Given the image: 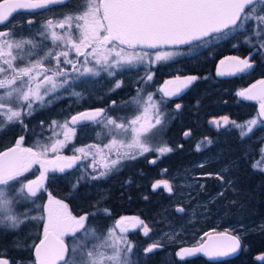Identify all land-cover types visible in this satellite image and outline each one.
<instances>
[{"label":"snow or ice","instance_id":"6c2138e0","mask_svg":"<svg viewBox=\"0 0 264 264\" xmlns=\"http://www.w3.org/2000/svg\"><path fill=\"white\" fill-rule=\"evenodd\" d=\"M71 7L76 10L60 11L57 18L46 19L35 34L30 33L27 37L23 35V25L19 30L14 25L0 31V134H6L16 126L27 130L26 117L50 106L59 98L57 94L61 89L67 91L73 80L85 75L99 77L104 72L115 77L117 69L126 70L133 65H143L145 61L151 64L171 60L187 51L194 59L208 46L215 47L221 41L238 36H243V43L250 49L249 54L243 58L226 56L221 59L216 72L218 76L249 72L254 67L255 55L264 60V0H80L77 6L72 5V0H4L0 4V25L11 23L12 16L19 10L53 12ZM32 24L33 20L28 19L29 32ZM47 41H51V46ZM164 46L174 47L177 51H147ZM181 46L187 48L182 49ZM70 53H75V56L70 57ZM197 79L199 77L195 75L176 76L178 86L162 88L160 100H155L152 93H148L145 99L138 92L131 103L139 114L132 118L113 116L111 108L87 109L63 122H51L52 137L62 135L63 139L49 137L46 142L38 141L34 146L24 147L25 137L21 135L14 146L0 152V227L15 230L25 222H36L34 226L42 227L39 243L31 245L35 256L31 264H137L132 257L139 245L129 239L133 229L152 239L143 248L145 254L177 242L176 237L168 233L150 237L152 229L138 216L120 217L100 232L88 223L92 213L73 215L64 200L55 199L50 193L47 203L38 204L37 201L46 191L44 182L49 172L65 173L82 158L92 157V163L85 168L92 167L94 172L97 167L103 169L91 177L98 180L119 171L126 160L156 153V158L148 161L155 164L160 157L175 151L166 141L154 143L166 123L162 106L166 104L165 98L176 96ZM151 80L152 75L146 73V81ZM172 83L166 81V84ZM121 86L122 82L117 80L109 91ZM72 95L81 97L77 92ZM237 96L258 102L259 110L255 117L238 123L223 116L209 123L217 128L228 126L229 131H237L238 140L243 145L256 128H264V80L240 90ZM115 104L112 101V105ZM181 107L178 103L175 105L177 111ZM91 125L100 128L95 137L100 143L83 147L72 145L69 150L79 155L60 154L61 150L69 147L78 127L87 134ZM190 135V132L184 133L185 137ZM104 140L107 143H103ZM205 142L212 143L205 137L204 141L196 144V150L200 151ZM49 153L54 155L50 158ZM113 153L114 158H111ZM252 153L249 145L243 155L247 157ZM237 163L230 162L214 173H201L195 178L197 183L204 177L215 178L219 182L221 190L210 198L213 202L223 200L229 191L233 196L238 193L237 180L231 175L232 171L238 170L233 168ZM36 165H39V176L26 180L25 174ZM198 166L203 167L204 164ZM250 167L264 173V145L256 150ZM126 183L131 184V180ZM78 186L79 180L70 185V196L78 191ZM151 187L153 191L162 187L170 197L174 193L173 184L167 179L156 180ZM186 187L192 189L193 185L189 182ZM199 189H204L203 183H199ZM183 194V189L177 193ZM22 203L29 206L19 212L18 206ZM228 204L236 206V200L229 199ZM103 211L106 215L111 214L108 209ZM187 212L188 209L181 204L176 205L175 213L184 214L177 216L178 220L183 221ZM258 227L264 232V224ZM244 235L245 232H237L236 229H226L214 235L205 232L206 241L180 248L175 255L185 260L202 253L218 261L241 250ZM24 246L14 244L16 248ZM257 259L264 262V256ZM0 264L22 262L12 261L6 251H0Z\"/></svg>","mask_w":264,"mask_h":264},{"label":"trees","instance_id":"16d2710c","mask_svg":"<svg viewBox=\"0 0 264 264\" xmlns=\"http://www.w3.org/2000/svg\"><path fill=\"white\" fill-rule=\"evenodd\" d=\"M79 3L80 0H72L73 6ZM69 10L75 11L76 8L55 9L53 12L18 11L5 28L15 25L19 30V26L23 25L25 28L23 35L27 37L30 33L35 34L46 19L50 17L55 19L60 11ZM30 18L34 20L29 32L27 20ZM3 30L5 29H0ZM243 39V36H238L221 41L218 46H208L194 59L190 51L184 52L181 56L159 63L153 70L152 87L158 86L159 90L163 82L176 76L199 77L181 94L165 98V106L174 109V115L163 130L161 140L166 141L175 151L160 157L155 164L148 162L155 159V153L125 161L119 171L98 180L91 178L95 175L94 171H91V177L81 180L79 172L84 168V161L65 173L49 172L46 191L38 200L39 203H46L50 193L53 198L64 200L69 210L77 216L92 213L88 223L100 232L112 226L115 217L127 215L143 219L152 229L150 237L163 236L164 233L176 237V243L145 254L143 248L147 247L152 239L144 237L139 230L136 235L131 234L129 239L139 245L134 249L135 255L132 257L137 264H264L257 259L264 256V232L258 227L264 224V173L253 171L250 167L256 150L264 145V128H256L251 138L242 145L238 140L237 131H229L228 126L217 128L209 123L212 120H220L223 116H228L230 121L242 123L255 117L259 110L257 101H248L237 96V92L264 78V60L259 55L254 56V67L245 74L234 76L216 74L217 65L224 57L248 56L250 49L243 43ZM234 44L238 46L233 47ZM167 50L169 49L159 51ZM122 72L119 71L115 77L103 76L99 81H86L83 85L86 88L83 95L85 98L79 102L67 101V99L55 100L50 106L37 110L32 116L25 118L27 130L16 126L6 134H0V152L14 146L15 140L21 135L25 137L23 142L25 147L32 144L34 137L45 140L50 134L49 125L52 121L65 120L86 109L111 108L110 114L118 117L128 113L126 111L128 107L121 106L132 94L134 80L141 73L133 69ZM117 80L122 82V86L110 92V87L114 86ZM112 101L116 104L112 105ZM177 103L182 106L179 111L175 109ZM41 121H44V124H41ZM96 132H99V127L95 125L90 126L87 134L78 127L74 141L76 147L96 142ZM185 132H190L191 135L185 137ZM205 137L212 143L205 142L201 150L197 151L196 144L204 141ZM249 145L253 153L245 157L243 154ZM65 154L77 153L66 149ZM233 161L238 162L233 165V168L238 170L231 172L237 180L238 193L233 196L229 191L223 200L213 202L210 198L221 190L219 182L211 177L201 178L199 183L204 184V189L200 190L195 178L200 177L201 173H214L221 166ZM200 164L204 166L199 167ZM38 174L39 171L34 168L25 174V178L34 179ZM164 179L173 184L174 193L171 197L162 187L152 190L151 185L156 180ZM78 180V191L70 196V185L76 184ZM129 180L131 184L126 183ZM189 182L193 185L192 189L186 187ZM182 189L184 194L177 195ZM229 199H235L236 206H230ZM177 204L188 209L183 221L177 219V216L184 215L175 213ZM22 206L25 211L29 205L23 203ZM104 209L110 210L111 214L106 215ZM35 224L36 222H25L15 230L0 227V251H6V255L12 261L31 264L35 259L31 242L37 243L42 236L40 233L42 227L34 226ZM240 225L244 227L241 228ZM226 229L245 232L242 238V250L237 256L220 261H209L200 254L186 257L185 260L175 255L180 248L196 245L205 232ZM32 233L35 235L33 236ZM15 243L25 246L16 248Z\"/></svg>","mask_w":264,"mask_h":264},{"label":"rangeland","instance_id":"374dc122","mask_svg":"<svg viewBox=\"0 0 264 264\" xmlns=\"http://www.w3.org/2000/svg\"><path fill=\"white\" fill-rule=\"evenodd\" d=\"M13 24H14V22H13ZM57 31H59V29H57ZM37 39H41L40 37H37ZM49 46H51V41H47L46 42ZM170 50V49H169ZM167 50V51H160V52H174L173 50ZM157 51H159V50H157ZM150 52V51H149ZM153 53H155V51L153 52ZM75 56V53H70V57H74ZM174 58V57H173ZM167 61H169V60H167ZM161 62H166V61H160V62H155V63H151V64H149L147 61H145V63L143 64V65H139V64H137V65H133V66H131V67H129V68H127V69H129V70H135V71H137L138 73H141L138 77H136V79L134 80V84H133V92H132V94L129 96V98L127 97V99L122 103L123 104V106H121L122 108H124V107H128V110H126L128 113H125L124 115L122 114L121 116H119V117H126V118H132L134 115H136V114H139V112L136 110V106L134 105V104H132L131 103V101L133 100V98L134 97H136L137 96V93L139 92L140 93V95L141 96H143L145 99H146V96H147V94L148 93H152L153 94V96H154V99L155 100H160L162 97H163V93H160L161 91V89L162 88H165L167 85H166V81L165 82H163L162 83V86L160 87V90H159V88H158V86H157V88L156 87H152V85H153V70L156 68V66L157 65H159V63H161ZM49 66H51V65H49ZM91 66V65H90ZM69 67V69H70V67L71 66H68ZM126 69V70H127ZM117 71V73L119 72V71H124L123 69H117L116 70ZM123 73V72H122ZM146 73H150L151 75H152V80L151 81H146ZM103 76H106V78L107 77H109V78H111L110 76H108L107 75V73H104V72H101V75L99 76V77H93V76H91V75H85V76H82V77H79V79H76V80H73L72 81V87H70V88H68V90L67 91H65V90H63V89H61L60 90V92L57 94L58 95V97L59 98H57L56 99V101L57 100H63V99H67V101H71V100H75V101H77V102H79L81 99H83V98H85V97H83V95H84V92L86 91V90H84V89H86V88H84V86L83 85H85V83H86V81H89V80H98L99 81V79H102L103 78ZM171 79H173V78H171ZM167 81H169V80H167ZM113 87V86H112ZM112 87H110V88H112ZM141 89H143V91H140ZM73 92H77V93H81V97H76V96H74V95H72V93ZM55 101V100H54ZM120 107V108H121ZM55 110H57V112L58 113H60V111L58 110V109H55ZM162 111L164 112V119H165V121H166V123H165V126H164V129L166 128V125H167V123L169 122V120H170V118H172V116L174 115V113H173V111H174V109H169V108H167L165 105H163L162 106ZM151 114V113H150ZM169 114H171V115H169ZM57 121H60V122H63L64 120H57ZM163 129V130H164ZM99 131H100V128H99ZM49 132H50V134L48 135V137L46 138V137H44V138H46L45 140H42L43 138H40V137H34L33 138V140H32V144L29 146V147H31V146H34V144L36 143V142H46L47 140H48V138L49 137H52V129L50 128L49 129ZM161 135H162V133H161ZM161 135L157 138V141H154V143H158V142H160V141H162L161 140ZM57 138H59V139H63V136L61 135V136H59V137H52V139L54 140V139H57ZM75 137H74V139L72 140V142L70 143V145H69V147L68 148H65V149H63V150H61V155H68V154H65V150L66 149H69L70 147H72V145H74L75 147H76V145H75ZM94 143H100V141H96V142H94ZM103 143H107V140H104L103 141ZM105 152H107V150H105ZM54 154H52V153H49V157L51 158L52 156H53ZM76 155H79V153H77ZM156 153H155V158H156ZM111 158H114V153L113 154H111ZM82 161H84V168H82L81 169V171L79 172V175L81 176V180H83V179H85V178H88V177H91V175H92V173H91V171H93V169H92V167H87V168H85V165H90L91 163H92V157L91 156H89L87 159H83L82 158ZM127 161V160H126ZM125 162V161H124ZM123 162V163H124ZM37 169L38 171H39V165H36V166H34L32 169ZM101 170H103L102 168H99V167H97V169H96V171L95 172H93V174H98V172L99 171H101ZM89 172V173H88ZM39 176V174L36 176V177H38ZM35 177V178H36ZM28 180H31V178L30 179H28ZM17 187H19V185H17ZM40 201H37V203L38 204H40L39 203ZM46 203H47V201H46ZM23 204V203H22ZM22 204H20L19 206H18V211L19 212H23V206H22ZM125 216V215H124ZM127 216V215H126ZM123 217V216H122ZM127 217H130V216H127ZM23 224H21L20 226H22ZM212 232H214V231H211V233ZM40 233H42V231H40ZM32 235L34 236L35 234L34 233H32ZM42 235V234H41ZM206 236H203V238L198 242V243H200L204 238H205ZM69 242V241H68ZM32 244L31 245H33L34 244V241H32L31 242ZM197 244V243H196Z\"/></svg>","mask_w":264,"mask_h":264},{"label":"water","instance_id":"95a60500","mask_svg":"<svg viewBox=\"0 0 264 264\" xmlns=\"http://www.w3.org/2000/svg\"><path fill=\"white\" fill-rule=\"evenodd\" d=\"M4 2V0H2L1 2H0V4H2ZM19 11H24V10H19ZM36 11H39V10H36ZM184 47H187V46H181V48H184ZM161 49H175L174 47H171V46H164V47H161L160 49H157V50H161ZM147 51H155V50H153V49H148ZM229 56H236V55H229ZM219 66V63H218V65H217V67ZM225 76H228V75H225ZM260 80H264V78H261V79H259V80H257L256 82H254L253 84H257V82L258 81H260ZM169 81H173V83L172 84H166L167 86V88H170V89H172V88H175L176 86H178V82H175V78H173V79H170ZM253 84H251L250 86H248V87H246V88H244V89H247V88H250ZM188 88V87H187ZM187 88H183L182 89V91L181 92H179L177 95H179V94H181L182 92H184ZM243 90V89H242ZM249 101V100H248ZM87 110V109H86ZM83 111H85V110H83ZM82 112V111H81ZM23 146V145H22ZM25 147V146H24ZM4 151H7V149H5V150H3V151H1V152H4ZM81 161H82V159L80 160V161H78L77 162V164L76 165H74L73 166V168H75V167H77V166H79L80 165V163H81ZM72 169V168H71ZM71 169H67L66 171H69V170H71ZM35 179V178H34ZM45 187H46V180H45ZM216 232H221V231H216ZM216 232H212V234L214 235ZM207 240V237H205V239L203 240V241H206ZM202 241V242H203ZM201 243V242H200ZM198 245V244H197ZM193 246H195V245H193ZM193 246H190V247H193ZM241 250H242V248H241ZM241 250H239L237 253H235V254H233V255H231V256H229V257H223V258H219V260L218 261H220V260H224V259H229V258H232V257H235V256H237L240 252H241ZM200 255L201 256H203V257H205L206 259H208L209 261H213V260H211V259H209L208 257H206V256H204L202 253H200Z\"/></svg>","mask_w":264,"mask_h":264},{"label":"flooded vegetation","instance_id":"af4514ba","mask_svg":"<svg viewBox=\"0 0 264 264\" xmlns=\"http://www.w3.org/2000/svg\"><path fill=\"white\" fill-rule=\"evenodd\" d=\"M40 11H43V10H39V11H36V12H40ZM30 19H32V20H34V18H30ZM5 27H8V25L7 24H5V25H0V29H5ZM71 211V210H70ZM72 212V211H71ZM72 214L73 215H76L74 212H72ZM77 216V215H76ZM120 217H115L114 218V222L117 220V219H119ZM140 231V230H139ZM137 232H138V230L137 229H133V230H131L130 231V233H129V236L131 235V234H137ZM142 232V231H141ZM41 238H42V236H41ZM66 242H68V240H67V238H66ZM37 243H39V241L37 242Z\"/></svg>","mask_w":264,"mask_h":264}]
</instances>
